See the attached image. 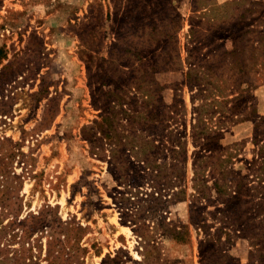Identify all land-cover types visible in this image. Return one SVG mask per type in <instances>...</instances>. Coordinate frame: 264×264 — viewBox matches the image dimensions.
<instances>
[{
	"label": "rangeland",
	"instance_id": "1",
	"mask_svg": "<svg viewBox=\"0 0 264 264\" xmlns=\"http://www.w3.org/2000/svg\"><path fill=\"white\" fill-rule=\"evenodd\" d=\"M160 33L176 37L178 61L165 71L152 56ZM190 56L206 68L202 82L241 90L225 104L239 115H215L228 125L208 145L215 154L241 144L227 164L234 198L191 201L188 141L176 200L171 155L153 149L166 135L158 95L182 100L187 135L193 124L183 85ZM146 86L143 104L137 88ZM105 100L116 112L96 127L93 104ZM254 140L264 142V0H0V264H264ZM146 141L151 166L162 165L156 188L141 162Z\"/></svg>",
	"mask_w": 264,
	"mask_h": 264
},
{
	"label": "trees",
	"instance_id": "2",
	"mask_svg": "<svg viewBox=\"0 0 264 264\" xmlns=\"http://www.w3.org/2000/svg\"><path fill=\"white\" fill-rule=\"evenodd\" d=\"M189 25L188 36L191 39V35L194 34V31L191 29V22ZM193 42L194 41H190L189 43ZM155 47L158 51L154 52L152 56L157 55L156 62L161 65L160 69H163L161 71L173 68V64H176L178 61L176 37L160 33L159 38L155 40ZM186 54H189V50H186ZM140 59L142 61L141 65H147V60L143 56H140ZM186 64L188 66V71L185 73V82H183V85L190 93H192L190 96V103L192 105L191 122H193V124H191L189 134L187 135L184 132V123H182L183 116L181 112L184 107L182 100L179 97H172L170 103H165L163 98L158 95L155 100L156 125L161 128L160 132L163 130L166 131V135H158L159 139L157 142L159 143V147L153 144V149H156L159 153L166 150L171 155L170 182L172 186L176 188V191L173 193L176 200H184V189L179 186L178 183L183 182L185 175L186 147L188 141H190L194 148L191 153L190 166L192 174L190 181L191 189L193 190V193L189 195L191 201H205L209 192H213L217 196H229L234 198L236 195H240V189L227 180L228 177L233 174V171L227 164L230 163L231 158H233L241 144L233 142L232 144L223 147L220 152H215V154L214 152H210L211 148L208 145L212 141L218 143L217 141L222 138L224 133H226L225 125H228V122H218L217 124L212 123L211 119L215 115H239L237 114L239 112H237L233 105L230 108H226L225 104H233L241 100V90L240 92L231 91L232 89L230 87L232 86H228L225 82H202L204 78H208V75L204 72L200 73V69L204 70L206 68L200 65L198 60H196V56H190ZM100 70L102 71L101 68ZM250 87L255 89L256 84L251 85ZM137 91L143 104H148V102L151 101L148 99L147 86L144 90L143 88L138 87ZM100 93H102V91H100ZM229 96L233 97L228 99ZM115 99L117 100L110 102L113 103L114 106L120 107L121 110V105L124 104V100L116 97ZM106 101L107 100L103 101L100 106L98 104H93V107L101 112V115L99 116L101 123L97 124L94 122L96 127H99L105 121H108L109 114H114L116 112L115 107H110V104L108 105L109 107L103 106V103ZM194 104L196 105L194 106ZM97 133H101V130H98ZM252 142L254 145V151L252 152L253 157L259 162V164L264 166V142H262L258 148L257 142L255 140ZM150 144L151 141L142 142L139 151L142 156L141 162L144 165L148 164V166H144L147 170L144 175L152 181L153 185L151 187L156 188L161 184L162 173L159 168H162V165H158L156 169L151 166V162L147 155V150H149L148 147ZM212 160L215 161L211 163ZM208 168L210 172H207L206 174ZM209 176H214V181L211 186L208 187L206 186L205 179ZM172 234L174 240L179 242L184 241L182 236L184 234L183 232L173 230Z\"/></svg>",
	"mask_w": 264,
	"mask_h": 264
}]
</instances>
